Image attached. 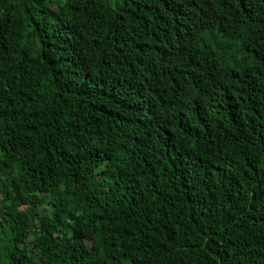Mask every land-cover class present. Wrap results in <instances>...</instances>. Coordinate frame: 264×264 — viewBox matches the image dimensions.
<instances>
[{
	"label": "trees",
	"instance_id": "1",
	"mask_svg": "<svg viewBox=\"0 0 264 264\" xmlns=\"http://www.w3.org/2000/svg\"><path fill=\"white\" fill-rule=\"evenodd\" d=\"M0 264H264V0H0Z\"/></svg>",
	"mask_w": 264,
	"mask_h": 264
}]
</instances>
